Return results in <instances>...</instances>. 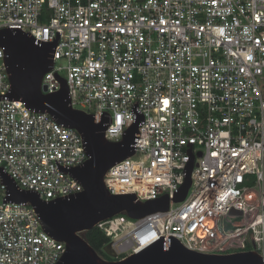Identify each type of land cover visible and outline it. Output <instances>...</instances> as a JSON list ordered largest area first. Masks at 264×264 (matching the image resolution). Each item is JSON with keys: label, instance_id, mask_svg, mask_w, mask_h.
<instances>
[{"label": "built area", "instance_id": "obj_1", "mask_svg": "<svg viewBox=\"0 0 264 264\" xmlns=\"http://www.w3.org/2000/svg\"><path fill=\"white\" fill-rule=\"evenodd\" d=\"M56 39L41 89L65 78L70 104L119 141L138 117L134 153L110 166V194L170 199L166 211L99 221L102 252L120 260L159 236L206 254L256 252L264 262V0H0V29ZM0 48V169L43 201L82 185L68 169L88 154L81 134L9 100ZM190 186L174 202L190 160ZM0 180V264H56L64 242ZM101 256V255H100Z\"/></svg>", "mask_w": 264, "mask_h": 264}, {"label": "water", "instance_id": "obj_2", "mask_svg": "<svg viewBox=\"0 0 264 264\" xmlns=\"http://www.w3.org/2000/svg\"><path fill=\"white\" fill-rule=\"evenodd\" d=\"M56 39L37 42L18 29H0V48L9 75V100H20L39 112L50 114L63 126L76 129L82 136L88 159L80 166L68 169L69 174L83 187L82 191L68 197L43 201L29 190H21L13 179L0 169V180L5 186L6 199L11 202H28L38 214L42 228L51 236L64 242L65 250L56 264H264L254 251L228 254H206L184 247L178 239L168 235L156 240L120 260L100 256L85 240L83 232L92 229L99 221L117 214L132 219L147 214L166 211L169 197L140 202L134 194L114 195L106 189L103 177L107 169L134 153V138L141 117L127 128L119 141H108L104 130L108 116L94 118L90 113L73 108L64 77L56 75L59 89L45 93L40 86L42 76L51 70ZM191 159L185 168V177L172 200L184 199L190 186Z\"/></svg>", "mask_w": 264, "mask_h": 264}, {"label": "trees", "instance_id": "obj_3", "mask_svg": "<svg viewBox=\"0 0 264 264\" xmlns=\"http://www.w3.org/2000/svg\"><path fill=\"white\" fill-rule=\"evenodd\" d=\"M88 244L103 258L109 259L101 250L102 245L107 241L102 231L98 228L93 227L82 233Z\"/></svg>", "mask_w": 264, "mask_h": 264}]
</instances>
